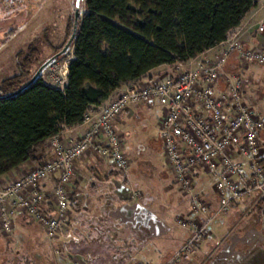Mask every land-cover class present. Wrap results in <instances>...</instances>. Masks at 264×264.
Masks as SVG:
<instances>
[{
  "label": "built area",
  "instance_id": "obj_1",
  "mask_svg": "<svg viewBox=\"0 0 264 264\" xmlns=\"http://www.w3.org/2000/svg\"><path fill=\"white\" fill-rule=\"evenodd\" d=\"M257 31L264 33V18ZM221 44L223 48L212 60L199 61L195 67L168 77L120 88L104 108L84 116L82 124L87 130L81 139L64 142L60 135L52 137L48 144L49 159L0 184L1 232H11L16 216L20 215L38 226L48 240H57L68 216V186L75 177L74 163L101 136L105 145L100 147V155L109 158L118 170L127 171L130 162L118 132L119 119L128 107L151 101L159 102L164 109L159 121V139L165 164L179 191L191 196L189 215L176 219L179 227L188 226L187 238L163 264H178L182 257L192 253L210 236L212 223L229 211L233 201L249 199L252 207L263 206L264 147L260 135L264 116L254 113L242 99V78L227 77L223 71L233 54L240 65L264 68V53L245 49L238 29L230 31ZM62 68L65 75L58 79L57 72ZM66 74L67 63H52L47 76L64 84ZM221 78L223 89H220ZM200 172L214 180L213 208L191 195L195 175ZM55 175L57 181L52 186L55 208L50 213L44 206L47 200L41 184ZM139 195L133 193L130 198ZM72 264L83 262L74 257Z\"/></svg>",
  "mask_w": 264,
  "mask_h": 264
},
{
  "label": "crops",
  "instance_id": "obj_2",
  "mask_svg": "<svg viewBox=\"0 0 264 264\" xmlns=\"http://www.w3.org/2000/svg\"><path fill=\"white\" fill-rule=\"evenodd\" d=\"M263 18L264 0H256L242 25L236 28L245 49L264 53V33L257 31V26ZM222 48L223 45L219 44L206 51L180 66L178 72L195 67L199 61L214 59ZM223 73L230 78L235 75L242 78V99L254 113L264 116V68L253 64L240 65L233 54L228 58ZM173 74L170 67L162 66L155 69L152 76L155 79ZM147 81L145 78L138 84ZM221 81L220 89H223L222 78ZM154 102L157 101L130 106L122 113L118 132L123 143L126 135L138 127L137 119L150 114ZM107 103H104L102 108ZM157 103L160 107L155 126L156 134L159 135V121L164 109ZM86 130L87 126L80 124L60 136L64 142L77 141ZM260 140L264 147V130ZM104 145L103 137L98 136L90 149L74 163L75 177L68 186V216L61 225L57 240L50 241L38 234L32 236L30 230L36 228L40 232V228L31 222H25L20 215L16 216L11 232L4 234L0 230L2 250L8 247L19 253L22 247L26 252L24 262L14 257L10 264H72L74 257L80 259L83 264H163L184 243L189 228L179 227L176 219L189 215L191 196L183 195L174 183L172 175L171 181L168 182L164 173L158 193L145 192L135 187L129 175L132 164L129 155V169L120 171L109 158L100 155L99 149ZM50 156L47 148L40 155V160L49 159ZM239 160L245 163L243 159ZM34 167L36 165L29 163L20 166L0 176V184L20 177ZM206 177L209 176L203 172L195 175V187L191 195L209 203L213 208L216 199L207 195ZM56 181L57 175L41 184V190L47 200L44 206L50 213L55 208L52 186ZM133 193L140 195L132 199L130 197ZM249 206V199L233 201L229 211L212 223L210 236L190 255L182 257L178 264H264V213L260 206ZM238 218L243 224L240 229L236 228L239 224ZM234 227L241 233L235 235L237 242L231 241L234 233L230 235V232ZM19 232L24 233L23 238H18ZM15 242L20 246L17 247ZM0 264H7V259L2 256Z\"/></svg>",
  "mask_w": 264,
  "mask_h": 264
},
{
  "label": "trees",
  "instance_id": "obj_3",
  "mask_svg": "<svg viewBox=\"0 0 264 264\" xmlns=\"http://www.w3.org/2000/svg\"><path fill=\"white\" fill-rule=\"evenodd\" d=\"M81 2L76 36L67 50L72 55L64 85L46 84L41 73L21 93L1 98L23 87L35 73L28 69L35 61L29 55L22 59L19 55L17 74L0 83V176L24 164L37 166L52 137L82 124L87 113L101 110L120 88L153 80L154 70L162 66L176 73L221 44L256 4V0ZM72 23L73 17L54 53L70 38Z\"/></svg>",
  "mask_w": 264,
  "mask_h": 264
},
{
  "label": "rangeland",
  "instance_id": "obj_4",
  "mask_svg": "<svg viewBox=\"0 0 264 264\" xmlns=\"http://www.w3.org/2000/svg\"><path fill=\"white\" fill-rule=\"evenodd\" d=\"M74 9L75 0H0V83L17 74L16 63L19 55H21V59L24 55H29L32 60H35L28 67L31 74L39 68L40 64L52 57L54 50L59 48L65 40L66 28L74 15ZM80 14H82V2L80 3ZM132 21L133 23L137 22L135 18H132ZM71 55L70 49L55 64H68ZM48 74L49 66L41 75L46 84L56 88L64 85L51 81ZM64 75V68L57 72L58 79H63ZM159 107V104L154 102V108L150 110V114L137 119L138 127L131 134L126 135L125 143L122 141L123 146L125 144L126 156L129 155L132 161L129 169L131 180L135 187L137 186L145 192L158 193L162 173L167 175L168 182L171 181V173L163 159L162 144L159 135L156 134L155 122L159 116ZM13 179L16 178L10 180ZM206 179L208 182L207 195L215 198L214 180L211 177H206ZM257 206H260L264 213V205ZM240 221L241 219L238 218L237 229L243 226ZM236 228H232L230 232V235L234 233L231 238V241L234 242L238 241L235 239V235L241 234ZM30 233L32 236L38 234V236L46 238L41 229L38 232L34 228L30 230ZM18 236V238H23L24 233L19 232ZM15 243L17 247L20 246L17 242ZM14 248L17 250L16 247ZM36 249L41 252L40 249ZM23 250L22 247L19 249V253L13 252L8 247L2 250L0 240V258L2 256L6 258L7 264H10L14 257L24 262L26 252Z\"/></svg>",
  "mask_w": 264,
  "mask_h": 264
},
{
  "label": "water",
  "instance_id": "obj_5",
  "mask_svg": "<svg viewBox=\"0 0 264 264\" xmlns=\"http://www.w3.org/2000/svg\"><path fill=\"white\" fill-rule=\"evenodd\" d=\"M82 0H75V9H74V15H73V23H72V30H71V35L70 38L68 39V41L66 42V44L64 45V47L55 55H53L52 57H50L48 60H46L36 71L35 73L32 75V77L30 78V80L20 89H18L17 91H15L14 93H12L11 95L5 96V97H1V98H9L12 96H16L17 94L21 93L23 90H25L27 87H29L35 80L36 78L43 72L44 69H46L55 59H57L58 57L64 55L67 50L71 47V44L74 41V38L76 36V32H77V26H78V19L80 17V3ZM32 223V222H31Z\"/></svg>",
  "mask_w": 264,
  "mask_h": 264
},
{
  "label": "flooded vegetation",
  "instance_id": "obj_6",
  "mask_svg": "<svg viewBox=\"0 0 264 264\" xmlns=\"http://www.w3.org/2000/svg\"><path fill=\"white\" fill-rule=\"evenodd\" d=\"M58 53V52H57ZM56 53H54V55H55ZM1 237V236H0Z\"/></svg>",
  "mask_w": 264,
  "mask_h": 264
}]
</instances>
